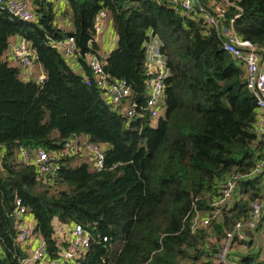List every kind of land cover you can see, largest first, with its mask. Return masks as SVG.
I'll list each match as a JSON object with an SVG mask.
<instances>
[{"label": "trees", "instance_id": "obj_1", "mask_svg": "<svg viewBox=\"0 0 264 264\" xmlns=\"http://www.w3.org/2000/svg\"><path fill=\"white\" fill-rule=\"evenodd\" d=\"M63 1L29 0L31 20L12 15L0 2V264H24L27 255L15 240L16 197L54 257L63 225L79 222L92 235L81 264H222L216 259L219 241L248 217L262 183L258 174L239 178L217 216L207 225L194 224L196 214L217 207L225 178L248 172L264 150L241 63L222 47L214 27L185 16L173 0ZM238 4L237 33L264 46V0ZM102 8L116 29L104 70L109 80L126 79L136 108L146 95L145 42L151 36L161 41L165 110L155 124L145 114L126 122L101 88L85 82L90 71L84 53L99 52L98 42L88 40ZM234 10L228 7L225 20ZM68 35L76 44L71 56L52 45ZM15 36L34 51L41 81L24 79L16 61L4 56ZM74 133L105 144L101 168L68 155L56 174L42 177L19 158L20 147L60 150ZM255 228L264 234V211ZM252 243L251 234L237 242L239 264H264Z\"/></svg>", "mask_w": 264, "mask_h": 264}, {"label": "built area", "instance_id": "obj_2", "mask_svg": "<svg viewBox=\"0 0 264 264\" xmlns=\"http://www.w3.org/2000/svg\"><path fill=\"white\" fill-rule=\"evenodd\" d=\"M239 0H173V6L180 9L188 17H197L207 27H214L222 38V47L235 57L245 71L246 87L252 92L257 107V130L258 139L264 141V46L257 45L252 41L242 38L236 31L234 20L241 14ZM12 15L22 20H31L33 11L29 0H0ZM229 6L235 8L228 20L227 10ZM108 16L105 8L100 9L93 21L94 36L88 40L98 38L104 29V20ZM52 45L61 50L65 55L71 56L76 50L73 35L64 36L52 42ZM161 41L156 36H151L145 42L146 57L144 60L145 77V99L142 108H136L137 104L129 100L130 87L124 78L109 80L104 70V60L109 51L103 53L85 52L89 75H84L85 82L92 81L101 88L106 99L113 105V108L122 112L125 120L143 117L145 114L148 123L154 124L164 114V78L167 75L165 57L160 50ZM34 51L24 38L13 46V58L20 66V73L24 79H35L41 81L44 74L41 72L36 78H32L28 68L32 65ZM105 144L95 141H87L80 135L72 134L63 141V148L60 150L47 151L43 147L29 149L19 148V158L27 165H32L37 174L42 177L52 176L57 173L60 161L68 155H80L86 157L95 169L101 168L104 164ZM262 178L260 194L250 199L249 215L246 219L237 220L233 226L225 232L219 241L216 259L222 264H239L235 257V246L238 241L247 237L248 231H252L261 218L264 211V150L250 170L244 174L235 173L225 178L221 186V197L213 204L217 206L205 215L196 214L194 224L207 225L211 219L217 216L218 206L233 195L236 190L239 178H249L255 175ZM37 175V176H38ZM12 216L18 222L15 236L16 242L27 255L21 258L24 264H81L83 257L92 242L91 232L79 222H67L62 227L61 242L58 243L56 256L47 252L46 241L43 236L34 231L35 219L29 213L20 197L15 198V204L11 211ZM200 221L197 223V220ZM103 240L107 237L102 236ZM32 246V247H31Z\"/></svg>", "mask_w": 264, "mask_h": 264}, {"label": "crops", "instance_id": "obj_3", "mask_svg": "<svg viewBox=\"0 0 264 264\" xmlns=\"http://www.w3.org/2000/svg\"><path fill=\"white\" fill-rule=\"evenodd\" d=\"M59 1L62 2L63 0H59ZM62 8L63 7L61 5V7H59L58 10H61ZM65 22L66 21H63V23H65ZM19 38L20 37L15 36V37H13L10 40L9 48L6 50V52L4 54V56H7V58L10 59L14 63H15V60L13 58V46L19 40ZM96 41L99 44V48L100 49H99L98 53H100V54L103 53V52H106V51H110L111 48L114 47V45L116 43V29H115V25H114V22H113V19L111 18V16L108 15L105 18V20H104V29L99 34V36L96 39ZM76 69L78 70L79 68H76ZM28 71H30V74H31L32 78H36L41 73V68H40V66L38 64L32 63V65L28 68ZM253 233L252 234L250 233L251 236H253ZM239 248H244V247L240 246Z\"/></svg>", "mask_w": 264, "mask_h": 264}, {"label": "rangeland", "instance_id": "obj_4", "mask_svg": "<svg viewBox=\"0 0 264 264\" xmlns=\"http://www.w3.org/2000/svg\"><path fill=\"white\" fill-rule=\"evenodd\" d=\"M65 23H67V22H65ZM65 23H63V25H65ZM66 26V25H65ZM13 38V37H12ZM11 38V39H12ZM12 62V61H11ZM14 63V62H13ZM156 122H154V124H155ZM200 221V219H198L197 220V223ZM253 236H252V238H253V243H252V246H251V248L253 249V250H260V252H261V254H264V234H263V232H262V230L261 229H259V228H254V230H253Z\"/></svg>", "mask_w": 264, "mask_h": 264}, {"label": "water", "instance_id": "obj_5", "mask_svg": "<svg viewBox=\"0 0 264 264\" xmlns=\"http://www.w3.org/2000/svg\"><path fill=\"white\" fill-rule=\"evenodd\" d=\"M247 233H249V234H250V233H251V231H248Z\"/></svg>", "mask_w": 264, "mask_h": 264}]
</instances>
